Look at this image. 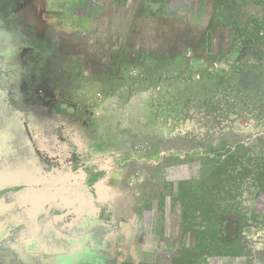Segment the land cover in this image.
<instances>
[{"label":"rangeland","instance_id":"rangeland-1","mask_svg":"<svg viewBox=\"0 0 264 264\" xmlns=\"http://www.w3.org/2000/svg\"><path fill=\"white\" fill-rule=\"evenodd\" d=\"M231 1L48 0L64 109L126 187L137 264H264V0Z\"/></svg>","mask_w":264,"mask_h":264},{"label":"flooded vegetation","instance_id":"flooded-vegetation-1","mask_svg":"<svg viewBox=\"0 0 264 264\" xmlns=\"http://www.w3.org/2000/svg\"><path fill=\"white\" fill-rule=\"evenodd\" d=\"M50 12L48 0H0V28L20 47L11 102L39 160L32 185L0 191V264H137L126 187L114 185L125 191L116 198L107 159L94 158L79 120L64 109L57 78L74 53Z\"/></svg>","mask_w":264,"mask_h":264},{"label":"water","instance_id":"water-1","mask_svg":"<svg viewBox=\"0 0 264 264\" xmlns=\"http://www.w3.org/2000/svg\"><path fill=\"white\" fill-rule=\"evenodd\" d=\"M38 162L22 112L0 98V191L32 185Z\"/></svg>","mask_w":264,"mask_h":264},{"label":"clouds","instance_id":"clouds-1","mask_svg":"<svg viewBox=\"0 0 264 264\" xmlns=\"http://www.w3.org/2000/svg\"><path fill=\"white\" fill-rule=\"evenodd\" d=\"M15 35L0 28V98L11 103L16 98L21 69L17 63L20 47Z\"/></svg>","mask_w":264,"mask_h":264},{"label":"crops","instance_id":"crops-1","mask_svg":"<svg viewBox=\"0 0 264 264\" xmlns=\"http://www.w3.org/2000/svg\"><path fill=\"white\" fill-rule=\"evenodd\" d=\"M77 18L78 20L76 22L81 26H89L92 21L91 18H89L88 16H81Z\"/></svg>","mask_w":264,"mask_h":264},{"label":"trees","instance_id":"trees-1","mask_svg":"<svg viewBox=\"0 0 264 264\" xmlns=\"http://www.w3.org/2000/svg\"><path fill=\"white\" fill-rule=\"evenodd\" d=\"M223 3H225L224 7L227 8H233L235 11H237V6L235 1L231 0H222Z\"/></svg>","mask_w":264,"mask_h":264}]
</instances>
